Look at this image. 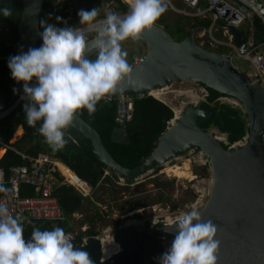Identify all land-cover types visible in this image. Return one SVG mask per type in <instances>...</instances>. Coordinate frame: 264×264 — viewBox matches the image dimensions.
<instances>
[{"label":"water","instance_id":"water-1","mask_svg":"<svg viewBox=\"0 0 264 264\" xmlns=\"http://www.w3.org/2000/svg\"><path fill=\"white\" fill-rule=\"evenodd\" d=\"M21 1L17 35L28 51L40 47L39 16L44 0ZM227 28L234 43L240 46L238 30ZM139 40L145 47L143 60L132 67L131 81L126 78L115 94L144 92L174 80L193 79L240 101L247 128L244 143L227 149L215 129H211L212 125L203 128V123L219 110L203 108L193 102L176 117L173 114L172 123L159 135L151 152L131 168L113 158L100 134L81 115L75 117L74 128L90 141L93 153L106 166L103 173L124 181H133L187 151L201 150L209 161L212 183L199 211L205 220L211 219L218 225L216 238L221 242L218 264H264V86L260 81L250 82L243 71L233 66L229 56L199 48L192 32L177 41L164 27L154 24L142 32ZM12 56L15 55L0 54V60ZM36 83L34 77L30 86ZM26 103L27 100L23 108ZM111 139L124 144L130 142L123 126L119 125L113 129ZM167 224L157 221L149 225L148 221H143L118 227L112 237L119 249L107 258H103L101 240L93 235L85 243L82 239L72 242L77 248L88 251L95 264H160L159 258L175 238L174 226Z\"/></svg>","mask_w":264,"mask_h":264},{"label":"clouds","instance_id":"clouds-1","mask_svg":"<svg viewBox=\"0 0 264 264\" xmlns=\"http://www.w3.org/2000/svg\"><path fill=\"white\" fill-rule=\"evenodd\" d=\"M124 2L129 7L125 15L109 9L100 18L99 8L80 10L77 27L41 21L42 46L9 59L12 78L24 82L27 123L36 127L41 122L37 131L53 151L69 143V129L81 110L94 115L102 98L115 94L126 78L131 81L133 68L121 42L140 39L169 6L168 0ZM0 14L11 17L13 12L0 7ZM34 77L37 83L30 86ZM14 189L0 180V193L7 200L13 198ZM24 221L23 215H13L6 200H0V264H95L88 251L74 246L64 228L34 226L31 237L25 238ZM167 225L174 226L175 238L160 264H218V225L205 220L195 205Z\"/></svg>","mask_w":264,"mask_h":264},{"label":"trees","instance_id":"trees-1","mask_svg":"<svg viewBox=\"0 0 264 264\" xmlns=\"http://www.w3.org/2000/svg\"><path fill=\"white\" fill-rule=\"evenodd\" d=\"M56 1L57 0H44L43 2L39 16V46L43 44L40 33L44 30L40 22L46 21L47 23L54 24L53 8L55 7ZM113 1L122 11H126L129 8L122 0ZM0 7H9L13 12L11 17H4L0 14V54H14L9 43L20 41L17 35V23L22 9V1L0 0ZM165 15L166 14H163L157 20V24L164 27L167 32L168 30L171 31L173 36L177 35V41H181L189 35V30H186V26L190 25V27H192L200 22L205 26L209 24V20H194L193 23L191 18L174 13L173 15H175V17H173V20L168 21ZM254 24L256 29L262 32L264 26L261 20L255 18ZM8 63L9 59L0 60V96L4 98L5 103H9L12 99L10 94L11 87L17 88L16 95L24 91V82H17L12 78ZM202 85L207 89L208 95L204 100L199 101L200 106L219 110V113H213L211 118L203 123V128H208V126L211 125L216 126L219 132L226 134L227 140L230 143L241 138L247 129L246 119L245 116L242 115L241 110L228 103H218L214 101L220 93L214 91L205 84ZM24 101L25 99H22L16 108L10 111L6 116L0 118V150L1 148L6 149L5 154L2 155L0 159L1 166L8 168L11 165L24 164L25 162L18 154V151L26 152L31 156H36L38 153H47L51 157L59 159L68 167L66 168L75 175L79 182H81L85 192L89 190V186L92 188L93 193V191L98 190V188H103L102 182L109 184H114L116 182V178L112 174L103 173L106 170V166L103 162L99 161L97 155L93 153L90 141L82 137L73 125L69 129L71 135L69 143L64 149L53 151L45 138L37 131L41 122H37L36 127L28 125L26 114L22 107ZM116 107L117 101L115 95H113V97L106 102H98L97 111L94 115L90 116L86 109L81 110L82 114L80 115L97 130L102 138L104 146L113 158L122 166L131 168L140 164L154 148L159 135L166 129V121L164 119L171 118L173 116V110L167 103L162 102L150 94L144 93L141 97H135L131 118L124 125L125 133L128 135L130 142L124 144L121 142H114L111 139L113 129L117 125L115 121ZM18 125L22 126L23 134L16 141H12L17 133ZM207 173L208 165L201 166L200 174L206 175ZM22 188L23 195L32 194L31 188L25 185H23ZM55 194L68 221H72L75 213L82 212L84 206H86V201L89 199L84 197L74 187L66 184L57 187ZM87 205L89 206L88 203ZM135 206L139 207L140 204L136 203ZM176 207V204L172 205V208ZM99 215L100 210L97 209V211L87 219V222H89L91 226L87 229L86 234L97 235L94 231L93 223ZM135 216L139 217L138 214ZM120 224L121 221L116 219V221H112L110 227L117 229L120 227ZM34 226L39 227L41 230L53 229L51 225L33 222L30 226L25 228V238L31 237ZM69 227H71V225H69Z\"/></svg>","mask_w":264,"mask_h":264},{"label":"built area","instance_id":"built-area-1","mask_svg":"<svg viewBox=\"0 0 264 264\" xmlns=\"http://www.w3.org/2000/svg\"><path fill=\"white\" fill-rule=\"evenodd\" d=\"M78 2L79 0L69 1L63 8L61 7L65 14L63 17L62 28L67 22L73 21L76 18L78 19V22H80L78 12L85 9L83 8V4L79 2V5ZM112 2L114 1L98 0L97 3H100L102 9L106 11L112 5ZM168 2L169 6L166 12L171 11L177 15L187 16L191 18L193 23L194 20H209L207 26L200 22L189 28V34L192 32L193 41L199 48L229 56L233 66L240 71H243L250 82L260 81L264 86V37H261L264 36V29L262 32H259L254 24V19L258 18L264 26V0H168ZM59 5H61V2L57 0L55 7L53 8V16L57 12ZM128 11L129 8L126 11L120 10L119 14L125 15ZM228 26L234 27L238 30L241 35L240 46H237L234 43L233 36L227 28ZM9 44L14 55H18L21 52H27L23 48L21 41ZM137 44V53L132 55L131 58H128L127 56V61L132 67L143 60L145 53L144 45L141 43ZM238 63H243L246 67H241ZM165 86H167V84ZM166 90L169 91L172 89ZM144 93L149 94L148 91L118 93L106 96L100 101L106 102L115 95L117 101L115 121L117 122V125L123 126L124 128L125 123L131 118L134 98L141 97ZM24 94L23 91L19 95H16V97L9 103H5L4 98L0 96V118L6 116L10 111L16 108ZM207 95L208 91L204 93L202 100H204ZM214 101H217L218 103H228L232 106L238 107L244 116L242 105L237 98L230 95L220 94ZM172 118L173 116L166 121V128L172 123ZM218 138L221 139L223 145L227 149H232L239 147L244 143L246 132L241 138L232 143L228 142L225 133H221V137ZM18 154L24 160V164L11 165L8 168L0 165V180L3 181L6 187L15 186L14 196L11 200H7L2 193H0V200H6L13 215L19 214L25 217L24 229L30 226L33 222L48 224L53 228L59 226L64 228L67 234L71 235L73 242L82 239L83 243H85L86 239L92 235L86 234L87 229L77 233L69 227L68 219L59 205L55 190L60 185L66 184L74 187L84 197L91 198L92 188L89 186V190L86 192L77 188L71 180L67 179L62 174L59 168L60 163L47 153H38L36 156H31L26 152L18 151ZM177 158L178 157L173 159ZM170 161L161 164V166L168 164ZM23 185L31 188L32 194L23 195ZM138 211L139 212L136 213H141V210ZM176 217L177 216H165L164 218H159V216H155L154 219H144V221H148L149 225H152L157 221L167 224L171 223ZM141 222H143V219H138V221L133 224ZM128 225L132 224L126 222L123 226ZM95 237L101 240L99 236Z\"/></svg>","mask_w":264,"mask_h":264},{"label":"rangeland","instance_id":"rangeland-1","mask_svg":"<svg viewBox=\"0 0 264 264\" xmlns=\"http://www.w3.org/2000/svg\"><path fill=\"white\" fill-rule=\"evenodd\" d=\"M88 1L89 3L85 7V10L90 11L94 8H99L100 18H103L105 11L102 9L100 3H97L98 0ZM79 2L78 4L80 5ZM66 4L67 3L64 5ZM109 9L113 12L120 13L119 6H117L115 2H112L108 10ZM165 14L168 21H172L173 17H175L171 11ZM75 20L74 23L67 26H80L78 19L76 18ZM168 32L172 38L176 40L177 35L173 36L171 31L168 30ZM137 43L143 44L139 39H127L121 42L122 49L126 50L128 53V58H131L132 55L137 53ZM238 64L241 67H246L243 63ZM166 89L172 90L168 91ZM166 89L165 87L161 89L162 93L166 96V103H168L170 107H179L180 110L190 102L199 103V101L203 99L204 93L207 91L202 84L193 79L171 81L167 84ZM166 91L168 92L165 93ZM191 96H194L196 101L195 99H192L194 100L192 101ZM211 129H215L216 135L221 137V132H219L215 126L212 125ZM15 138L12 141H14ZM207 160L203 152L195 148L181 154L177 159L171 160L164 166L160 165L154 167L132 182L121 179H115L116 182L114 184L102 182L103 188H98V190L93 191L91 198L86 201V206H84L82 212L74 215L72 221H68V223L77 233L89 229L91 224L87 222V219L99 209L100 215L93 223V227L97 236L103 238L106 231H109L111 236L113 235L116 229L111 228L110 225L112 221H116V219H119V221H121L120 226H123L126 222L133 224L137 222L138 219H143L144 221V219H154L155 216H159V218H164L165 216L175 217L184 211H189L192 205H195L197 209L200 210L208 198L212 183L210 167H208V173L206 175L200 174V167L209 164ZM184 164L189 166L192 178L174 177L172 172L168 173L169 170L167 171V169L171 167L178 166L183 168L185 166ZM137 182L142 183L136 187L135 184ZM162 184H164V186H162ZM81 187L78 188L84 190V187ZM136 203L140 204V206L136 207ZM173 204H176L177 207L172 208ZM138 210H141V213H136L139 212ZM136 214H138L139 217H136Z\"/></svg>","mask_w":264,"mask_h":264},{"label":"bare ground","instance_id":"bare-ground-1","mask_svg":"<svg viewBox=\"0 0 264 264\" xmlns=\"http://www.w3.org/2000/svg\"><path fill=\"white\" fill-rule=\"evenodd\" d=\"M164 87L166 88L167 86L152 88L148 92L151 95H153L154 97H156L157 99L162 100V102H167L166 96L161 91V89ZM192 99H195V97L191 96V100ZM192 101H194V100H192ZM195 101H196V99H195ZM172 108L174 111V115L176 117L181 110L179 107H172ZM3 153L4 152H0V157ZM184 165L185 166L183 168L178 167V166L177 167H171V168H168L167 171L169 170L168 173L172 172L174 177L192 178V174L189 170V166L187 164H184ZM59 168H60V171L62 172V174L67 179L71 180L78 187L82 186L81 182H79V180L75 177V175L71 171H69L64 165L59 164ZM167 221H168V219H167ZM101 245H102V249H103V258H107L108 256H110L111 254H113L114 252H116L119 249L118 245L114 242L113 237L109 234V231H106V233H104V237L101 238Z\"/></svg>","mask_w":264,"mask_h":264},{"label":"crops","instance_id":"crops-1","mask_svg":"<svg viewBox=\"0 0 264 264\" xmlns=\"http://www.w3.org/2000/svg\"><path fill=\"white\" fill-rule=\"evenodd\" d=\"M60 2H61V5H59L58 6V10H57V12L54 14V16H53V20H54V24H56L57 25V27H60V28H62V23H63V10L61 9V7L63 8L65 5V3H68L69 1L68 0H59ZM80 1V3L81 4H83V8L85 9V7L87 6V4L89 3V1L88 0H79ZM76 20H73V21H69V22H67L65 25H64V27L65 26H67V25H69V24H72V23H74ZM186 30L188 31L189 30V28H190V25H188V26H186ZM14 89H16L17 90V88H15V87H11V89H10V94H11V98L12 99H14L15 97H16V94H17V91H14ZM11 99V100H12ZM17 133V135L14 137L15 138V140L14 141H16L17 139H19L20 137H21V135L23 134V129H22V126L21 125H18L17 126V131H16ZM0 152H6L5 151V149H1L0 150ZM5 154V153H4ZM4 154H2V155H4ZM1 155V156H2ZM54 158V157H53ZM54 159H56L60 164H62V165H64L65 167H67L64 163H62L59 159H57V158H54ZM68 168V167H67ZM78 188V187H77ZM80 188V187H79ZM75 214H78V213H75ZM74 214V215H75Z\"/></svg>","mask_w":264,"mask_h":264},{"label":"flooded vegetation","instance_id":"flooded-vegetation-1","mask_svg":"<svg viewBox=\"0 0 264 264\" xmlns=\"http://www.w3.org/2000/svg\"><path fill=\"white\" fill-rule=\"evenodd\" d=\"M155 24H157V23H155ZM157 25H159V24H157ZM106 171V170H105ZM104 171V172H105ZM106 173V172H105ZM107 174H109V173H107ZM117 180V179H116ZM127 182H129V181H127ZM130 182H132V181H130ZM142 182H137L136 184H135V186L136 187H138V185H140ZM143 185V184H142ZM157 186H159L158 184H156ZM162 186H164V184H162Z\"/></svg>","mask_w":264,"mask_h":264}]
</instances>
